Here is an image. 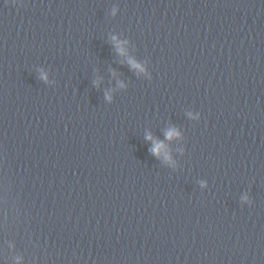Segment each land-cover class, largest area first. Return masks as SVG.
<instances>
[{"label": "clouds", "instance_id": "1", "mask_svg": "<svg viewBox=\"0 0 264 264\" xmlns=\"http://www.w3.org/2000/svg\"><path fill=\"white\" fill-rule=\"evenodd\" d=\"M121 51V54H123V50L122 49H119ZM130 63L133 64V67H140L139 65L135 64L134 62L130 61ZM46 78V77H44ZM179 133L175 130V129H171L169 130L167 133H166V137L167 139H172L174 136H178ZM147 139L151 140L152 137L151 136H148ZM165 148V145L162 143V142H154V147L151 149V152L154 154V155H157L159 156L160 153H161V150ZM166 158H170V157H167Z\"/></svg>", "mask_w": 264, "mask_h": 264}]
</instances>
